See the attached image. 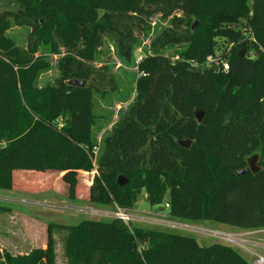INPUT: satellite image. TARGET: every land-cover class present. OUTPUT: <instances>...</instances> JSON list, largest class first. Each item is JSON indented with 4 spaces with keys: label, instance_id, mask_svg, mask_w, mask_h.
I'll use <instances>...</instances> for the list:
<instances>
[{
    "label": "trees",
    "instance_id": "1",
    "mask_svg": "<svg viewBox=\"0 0 264 264\" xmlns=\"http://www.w3.org/2000/svg\"><path fill=\"white\" fill-rule=\"evenodd\" d=\"M11 1L16 9L0 10V191L53 189L76 198L78 174L92 168V93L117 88L108 69L93 66L94 53L109 38L129 60L159 15L170 27L139 63L134 100L103 140L88 201L129 211L144 192L173 221L264 230V0ZM11 23L29 30L26 48L7 37ZM44 37L64 45L62 78L58 89L37 91L44 65L35 55ZM219 37L228 47L216 56ZM173 46L186 47L178 59L163 52ZM253 47L262 50L255 59ZM209 57L229 71L208 66ZM71 80L87 84L72 87ZM182 140H191L189 149ZM256 154L261 171L254 175L247 159ZM12 212L0 204V215ZM56 231L64 232L67 264H252L229 244L204 246L192 235L118 219L49 224L46 248L5 252L0 264H55Z\"/></svg>",
    "mask_w": 264,
    "mask_h": 264
},
{
    "label": "rangeland",
    "instance_id": "2",
    "mask_svg": "<svg viewBox=\"0 0 264 264\" xmlns=\"http://www.w3.org/2000/svg\"><path fill=\"white\" fill-rule=\"evenodd\" d=\"M17 4L11 0H0V10H14ZM43 21V22H42ZM44 24V20H41ZM198 22V21H197ZM242 24V23H241ZM200 26L198 23L196 29ZM170 27V19H161L154 16L148 25L147 31L140 36L129 60L121 59L117 49L109 38H104L103 46L94 53L93 66L108 69L109 77H113L117 88L113 91L92 93V124L90 136L94 145L91 154L92 168L90 172L78 174V188L76 198L69 199L68 195L58 193V190L47 189L26 191L14 187L12 191H0V204L10 207L13 212L0 215V255L9 252L13 255L26 254L32 248H46L47 227L49 224L75 226L84 220H104L107 211H114L117 205H98L88 201V189L94 173L98 154L103 140L111 132L118 121L120 114L129 108L135 96L136 82L141 75L138 71L139 63L150 53V44L162 31ZM239 29V26H232ZM236 27V28H235ZM29 30L9 25L7 37L23 48L28 44ZM217 55L228 47L226 39L215 38ZM83 39H79L82 46ZM185 46H173L163 52L173 59L179 58L177 52L184 50ZM261 49L251 48L250 56L257 58ZM65 52L64 45L50 42L44 37L35 58L42 62L44 67L37 73L34 89L37 91L59 86L61 75L60 59ZM104 70V69H103ZM107 72V71H106ZM108 78V77H107ZM58 89V88H57ZM62 127L61 121L59 128ZM4 144L1 145L3 147ZM97 147V151L95 150ZM97 171V169H96ZM146 194L138 195L137 200L130 208L129 215L132 224L149 227L156 230L176 232L194 236L201 245H210L213 241L222 242L235 247L246 258L257 260L264 257V230L238 231L226 226H219L213 222L194 223L187 220L173 221L168 218L167 212H159V208L150 207L146 202ZM103 215V216H102ZM64 232H55L51 235L53 252L56 256L55 264H67L63 251Z\"/></svg>",
    "mask_w": 264,
    "mask_h": 264
},
{
    "label": "water",
    "instance_id": "3",
    "mask_svg": "<svg viewBox=\"0 0 264 264\" xmlns=\"http://www.w3.org/2000/svg\"><path fill=\"white\" fill-rule=\"evenodd\" d=\"M197 25H198V22H195V24H193L191 30L194 31L196 29ZM244 53H245V50H243L241 52V56H243ZM86 84H87L86 81H79V80H71L68 82V85L72 86V87H81L82 88V87H85ZM195 116H196L197 121L201 122L203 117H204V113H203V111H196ZM178 143L181 147H183L185 149H189L192 142H191V140H182V141H178ZM258 160H259L258 154L253 155L247 159L248 169L254 175H257L261 171V168L258 166ZM246 174H247V170H239L236 172L237 176H244ZM127 183H128V181L126 178H124L123 176L118 177L117 184L119 186H125ZM164 211H165L164 207L159 208V212H164Z\"/></svg>",
    "mask_w": 264,
    "mask_h": 264
},
{
    "label": "built area",
    "instance_id": "4",
    "mask_svg": "<svg viewBox=\"0 0 264 264\" xmlns=\"http://www.w3.org/2000/svg\"><path fill=\"white\" fill-rule=\"evenodd\" d=\"M178 59V58H177ZM207 64L208 66H217L219 69V66H222L223 72H228L229 71V65L226 61L220 60L219 57H209L207 59ZM97 147H95V150L97 151ZM96 165V162L94 163V166ZM97 169V168H96ZM96 169L94 170V173H97ZM165 207H168L166 204ZM129 213H131L128 210L115 207L114 211H107L104 215L105 219H118L123 221L125 224L130 225L132 223V218L133 216H130ZM103 216V215H102ZM256 264H264V257H259L256 260Z\"/></svg>",
    "mask_w": 264,
    "mask_h": 264
},
{
    "label": "crops",
    "instance_id": "5",
    "mask_svg": "<svg viewBox=\"0 0 264 264\" xmlns=\"http://www.w3.org/2000/svg\"><path fill=\"white\" fill-rule=\"evenodd\" d=\"M160 208V207H159ZM252 264H256V260H252Z\"/></svg>",
    "mask_w": 264,
    "mask_h": 264
}]
</instances>
